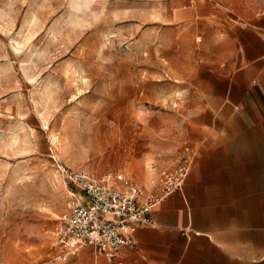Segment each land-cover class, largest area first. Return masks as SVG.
<instances>
[{"label":"rangeland","instance_id":"374dc122","mask_svg":"<svg viewBox=\"0 0 264 264\" xmlns=\"http://www.w3.org/2000/svg\"><path fill=\"white\" fill-rule=\"evenodd\" d=\"M264 0H0V264L61 259L63 169L152 187L200 135L232 34ZM214 91V90H213Z\"/></svg>","mask_w":264,"mask_h":264},{"label":"crops","instance_id":"0c3cea01","mask_svg":"<svg viewBox=\"0 0 264 264\" xmlns=\"http://www.w3.org/2000/svg\"><path fill=\"white\" fill-rule=\"evenodd\" d=\"M232 36L190 172L119 264H264V14Z\"/></svg>","mask_w":264,"mask_h":264},{"label":"built area","instance_id":"2783aa9c","mask_svg":"<svg viewBox=\"0 0 264 264\" xmlns=\"http://www.w3.org/2000/svg\"><path fill=\"white\" fill-rule=\"evenodd\" d=\"M194 157L195 148L187 144L178 164L163 170L150 188L126 173L63 169L80 191L72 193L68 212L50 232L61 259L91 246L107 264H119L122 249L135 247L136 232L156 225V207L182 188Z\"/></svg>","mask_w":264,"mask_h":264}]
</instances>
